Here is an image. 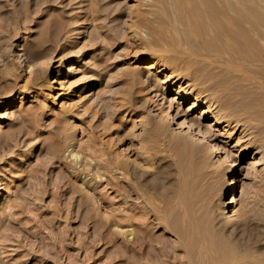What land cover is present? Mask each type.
<instances>
[{"label":"rangeland","instance_id":"374dc122","mask_svg":"<svg viewBox=\"0 0 264 264\" xmlns=\"http://www.w3.org/2000/svg\"><path fill=\"white\" fill-rule=\"evenodd\" d=\"M153 3L0 0V264H149L154 257L150 264H264V162L252 144L238 140L241 128L204 124L220 111L249 123L264 142V43L257 62L175 49L165 33L160 46L151 44L149 31L161 29ZM138 55L157 57L160 64L132 62ZM75 61L79 69L67 74ZM57 73L63 84H49ZM175 76L180 81L169 86ZM202 85L209 90L200 91ZM179 88L192 92L189 100H172ZM56 93L62 95L56 99ZM210 96L216 104H229L200 119L221 146L223 161L221 153L206 154L186 142L178 127L180 119L200 115L210 102L187 111L190 100ZM118 160L124 164L114 165ZM84 175L95 184H83ZM134 202L141 209L150 203L151 219L169 209L164 213L183 232L184 243L176 241L174 228L156 225V241L139 250L142 261L133 258L135 251L126 253L121 240L142 228ZM234 205L249 212L251 229L237 239L226 233L234 224L227 217ZM121 215L133 224L113 221L109 229L120 240L109 245L103 223ZM226 240L244 251L243 262L230 261ZM155 243L165 245L164 259Z\"/></svg>","mask_w":264,"mask_h":264},{"label":"bare ground","instance_id":"6f19581e","mask_svg":"<svg viewBox=\"0 0 264 264\" xmlns=\"http://www.w3.org/2000/svg\"><path fill=\"white\" fill-rule=\"evenodd\" d=\"M153 5H155L156 12H154V19L156 21V23L159 24V26L161 27V29L159 30H150V35L151 37V44H155V45H161L162 41L165 42V36H168V41H166L168 43V45H171L173 48L175 49H182V47L186 48V51L188 50L189 52H191L192 54H202V55H206L208 57V55L210 56H217L220 58H226V59H236V61L238 59H240L239 61H244L247 60V62H254L256 60H260V56H261V40L262 43H264V0H156V3ZM145 14V13H144ZM143 14V15H144ZM149 17V16H148ZM142 18V17H140ZM145 18V16H144ZM142 18V19H144ZM146 19V18H145ZM140 21V20H139ZM146 21V20H145ZM142 21V22H145ZM148 22H151L152 20H148ZM154 23V22H153ZM144 25V24H143ZM151 25V23H150ZM154 26V24H153ZM152 29V28H151ZM163 33H165L166 35L163 36ZM161 40V42H159ZM149 44V45H151ZM163 46V45H162ZM167 46V45H166ZM264 46V44H263ZM262 46V47H263ZM253 47H256L255 50ZM170 48V47H169ZM184 50V49H183ZM264 50V48H263ZM188 53V52H187ZM263 54V52H262ZM18 56H23V54L21 52L18 53ZM186 57V55H184ZM199 56V55H198ZM203 57V56H202ZM263 57V56H262ZM196 59V58H195ZM264 59V58H263ZM22 60V59H21ZM217 60V59H216ZM219 60V58H218ZM225 60V59H223ZM228 60V61H229ZM227 61V63H229ZM232 61V60H231ZM230 61V62H231ZM19 62V61H18ZM132 62H140V63H147V62H152V64L150 65V67H153L154 65H158L160 64L159 59H157V57L154 56H150V55H138L136 56L135 60ZM226 62V60H225ZM257 62V61H256ZM256 62L254 64V66L256 65ZM261 62V61H260ZM259 62V63H260ZM77 61H75L74 63L70 64V66H74L71 69H69V71L67 72V74H70L72 72H74L75 70H77L78 65L76 64ZM210 63V62H209ZM221 63V62H220ZM233 63V62H232ZM264 63V61H263ZM212 64V63H211ZM223 64V63H222ZM235 64V63H234ZM262 63H260L261 65ZM163 65V64H161ZM237 65V63H236ZM249 65V64H248ZM251 65V64H250ZM243 66V65H242ZM263 67V65H261ZM253 67V66H252ZM244 68V67H243ZM246 68V66H245ZM249 68V67H247ZM257 68H261V67H257ZM256 68V69H257ZM79 69V68H78ZM165 67L162 66L161 70H164ZM234 69V68H233ZM96 70V69H95ZM141 70V69H140ZM261 70V69H260ZM129 71L135 72V68H130ZM137 71V70H136ZM253 71V70H252ZM231 72V71H230ZM229 72V73H230ZM233 72V71H232ZM141 73V72H140ZM143 74V73H142ZM234 74V73H233ZM238 74V73H237ZM241 75V74H240ZM254 75V74H253ZM238 76V75H237ZM245 76V75H244ZM251 76V75H250ZM210 77V76H209ZM240 77V76H239ZM256 77V76H255ZM260 77V76H259ZM249 78V77H248ZM263 80V79H262ZM180 78L178 76L172 77V79L168 80L167 82L169 83V86L171 85H175L176 82H179ZM254 81V80H253ZM247 82V81H246ZM264 82V81H263ZM48 83L49 84H54V83H59V84H63V81L60 80V75L59 73L55 74L53 77L48 78ZM191 83V82H190ZM251 83V82H250ZM200 84V83H198ZM248 84V83H246ZM254 84V83H253ZM256 84V83H255ZM263 84V83H262ZM195 86V84H193ZM197 85V84H196ZM249 85V84H248ZM251 85V84H250ZM54 86V85H52ZM203 86V85H202ZM204 87V86H203ZM202 87V88H203ZM245 87V85L243 86V88ZM253 87V86H252ZM258 88H260L257 85ZM201 88V89H202ZM209 87L206 88V85L204 87V89L200 90L202 92H205ZM250 88V87H249ZM257 88V89H258ZM253 88H251L252 90ZM264 89V88H263ZM262 89V90H263ZM209 90V89H208ZM207 90V91H208ZM244 90V89H243ZM248 90V89H247ZM206 91V92H207ZM252 92V91H251ZM250 92V94H251ZM262 92V91H261ZM62 93V92H61ZM61 93H56L55 94V98L58 99L62 94ZM258 93V92H257ZM260 93V92H259ZM192 92L191 91H187L184 88H179L178 93L172 97V100L175 99H179L181 100V102H185L187 100H189V96H191ZM249 94V95H250ZM261 94V93H260ZM208 95V93H207ZM207 95H204V98H207ZM246 95V94H245ZM244 95V96H245ZM252 96V94H251ZM210 99H200L199 97H196L192 100H190L189 103V107L187 108V111H191V110H195L198 108H201V104L202 102H209L208 105L204 106L203 108H201L202 113L200 115H194V118H188V117H183L182 119H180L178 121V127H181L184 129L183 135L182 137L185 138L186 142H188L189 144L192 143V145H198L199 147L202 148V150L206 153V154H213V153H221L219 156L220 158L223 160H227L226 157H223V153H222V149L221 146L214 140H212V136L210 137L209 135H207V133L204 131V129H202L200 127L201 125V118H206L207 116H209V114L211 115V113H216V111L218 109H221L224 106H227L229 104H227L226 102H222L221 104H216V101H212L211 96L209 97ZM254 98V97H253ZM214 99V98H213ZM257 99V98H256ZM250 100V99H249ZM246 101V100H245ZM253 101V99L251 100ZM260 101V100H259ZM263 101V100H262ZM172 102V101H171ZM244 102V101H243ZM253 103V102H252ZM174 104V103H173ZM247 104V103H245ZM244 104V105H245ZM256 104V103H255ZM254 104V105H255ZM262 104V103H261ZM260 104V106H261ZM264 104V103H263ZM249 106V105H248ZM219 107V108H218ZM256 107V106H255ZM259 107V106H258ZM262 107V106H261ZM218 108V109H217ZM252 108V107H251ZM217 109V110H216ZM249 109V108H248ZM260 109V108H259ZM257 110V109H256ZM250 111V110H249ZM220 112V111H219ZM217 112V114L215 115L214 118L208 120L205 124L206 127H208L209 129H212L211 127H215L217 125H219L221 122H225V125H228L229 123L233 124L234 130H239L241 128V132H243V135H241V137L238 140H242V142H247L252 144L255 147V152L254 154H260L259 156V160L261 162H264V142L259 139L255 138V135L252 129H251V125H249V123H246L245 121H242L241 119H229L226 118V116L223 113H219ZM248 112V111H247ZM262 112V111H261ZM200 113V112H199ZM257 114V113H256ZM260 114V113H259ZM262 114H264V110L262 112ZM258 115V114H257ZM260 116V115H259ZM166 117L168 118H173V116L171 115H167ZM255 118V117H254ZM264 118V117H263ZM253 119V118H252ZM260 119V118H259ZM255 119H253L252 121H254ZM249 122V121H248ZM262 122H264V120H262ZM260 126V125H259ZM254 127V126H253ZM252 127V128H253ZM262 129V128H261ZM264 132V130H263ZM262 135V134H261ZM228 136V135H227ZM264 136V135H263ZM175 137V136H174ZM247 139H244L246 138ZM179 139V137H178ZM170 140V139H169ZM180 140V139H179ZM247 140V141H246ZM264 140V139H263ZM184 142V141H183ZM238 142V141H237ZM243 143L239 144V149H242ZM183 145V144H182ZM202 152V151H201ZM74 152H72L73 155ZM75 154V153H74ZM194 155V154H193ZM145 156V155H144ZM49 161V160H48ZM46 162V161H45ZM92 162V161H90ZM86 163L89 166L92 167H96L97 162L94 163ZM123 162V161H122ZM121 162V163H122ZM47 163V162H46ZM110 163V161H109ZM117 165L120 163L119 160L116 162H114V165ZM120 163V164H121ZM42 164V163H41ZM44 164V161H43ZM111 164V163H110ZM119 164V166H120ZM124 164V163H122ZM50 165V164H49ZM264 165V164H263ZM43 167V166H42ZM51 167V166H50ZM98 167V165H97ZM113 167V166H112ZM117 167V166H116ZM264 168V167H263ZM38 169V167H37ZM96 169V168H95ZM92 170V169H91ZM93 171V170H92ZM96 171V170H94ZM264 171V170H263ZM40 172V171H39ZM42 172V171H41ZM97 172H99L97 170ZM98 175V173H97ZM96 175V176H97ZM70 176V175H69ZM116 176V175H115ZM86 175L81 176L83 184L85 183H92L95 184V181L93 182L92 180H88L85 179ZM50 178V177H49ZM96 178V177H94ZM93 179V178H92ZM101 179V178H100ZM40 180V179H39ZM113 180V179H112ZM54 181V180H53ZM97 181V179H96ZM100 181V180H99ZM81 182V183H82ZM41 183V182H40ZM89 183V184H90ZM233 183V180H229V185H231ZM42 184V183H41ZM48 185V184H47ZM54 185V184H52ZM79 185V184H78ZM77 185V187H78ZM228 185V186H229ZM82 186V185H81ZM91 186V185H90ZM47 187V186H46ZM51 187V186H50ZM76 187V186H75ZM81 188V187H80ZM58 190V189H56ZM84 190V189H83ZM94 190V189H93ZM50 191V190H49ZM90 192V190L88 191V193ZM52 193V192H51ZM91 193V192H90ZM144 193V192H143ZM227 193V192H226ZM50 194V193H49ZM87 194V193H86ZM93 194V193H92ZM51 195V194H50ZM54 195V194H53ZM89 195V194H88ZM91 195V194H90ZM144 195V194H143ZM94 196V194H93ZM93 196H91L93 198ZM231 196V194H230ZM227 197L226 200H224V205L225 204H229L231 201H229L228 199L230 198ZM42 197V196H41ZM51 197V196H50ZM89 197V196H88ZM85 196V198H88ZM89 199V198H88ZM91 199V198H90ZM141 199V198H140ZM52 200V199H51ZM92 200V199H91ZM231 200V199H230ZM90 201V200H89ZM143 201V200H142ZM223 201V199H222ZM122 202V201H120ZM140 202V201H139ZM150 202V201H149ZM221 202V201H220ZM123 203L125 204L126 202L123 201ZM122 203V204H123ZM128 203V202H127ZM141 203V202H140ZM222 203V202H221ZM123 204V205H124ZM129 204V203H128ZM125 204V205H128ZM133 204L135 207L138 206L139 203L134 202V203H130ZM142 204V203H141ZM144 206L141 209V205L138 206L140 207L139 213L138 211H136L138 214V218L134 217V219L136 218L137 220H141L139 222H141L142 228L140 230V232L137 230V232L140 233V235H138L136 237V233L131 237H127V238H123L121 240V246L123 247V249L125 250V252H129V251H135L134 253L137 254L136 256H133V258L135 257L136 259L138 258L139 260H141L142 258H145L143 256L144 253L139 252V250H143L146 246H152V242L155 240L153 236V231L152 229H154V227L156 225H159L160 227H164V228H174L175 232H176V236L177 239L176 241H181L183 242L184 238V234L182 231H179L178 228L176 229V226L174 225V221H171L168 219L167 216H169V213H166L165 215V210L164 212H160L158 214L154 215V220H156L155 222L153 221V219H151V215L149 216L150 212V203L148 202H144ZM143 205V204H142ZM164 205V204H163ZM162 205V206H163ZM222 205V204H221ZM49 206V205H48ZM132 206V205H130ZM134 206L131 207L129 210L134 209ZM154 206V205H153ZM152 206V207H153ZM53 207V206H52ZM68 207V206H67ZM123 207V206H122ZM161 207V206H160ZM165 207V206H164ZM120 208V206H119ZM128 208V207H126ZM48 209V208H47ZM50 209V208H49ZM152 209V208H151ZM155 209V208H154ZM53 210V209H52ZM121 210V209H120ZM124 210V208H123ZM153 210V209H152ZM155 210H159V208L155 209ZM154 210V211H155ZM161 210V209H160ZM134 211V210H133ZM163 211V210H162ZM49 212V211H48ZM52 212V211H50ZM122 212V211H121ZM127 212V211H125ZM156 212V211H155ZM56 213V212H55ZM129 213V211H128ZM122 214V213H121ZM131 214V213H130ZM249 212L245 211L244 213L241 212L240 208H236V206L234 205L232 207V213L230 214V216L228 217V223L229 222H233L234 224L231 226V228L229 229V232L227 235L231 238H234V236L236 235V239L238 238L237 235L239 234H250L251 232L249 231L250 227H249ZM120 215V214H119ZM185 215V214H184ZM132 216V215H131ZM235 216V217H233ZM193 217V216H192ZM103 218V217H102ZM104 219V218H103ZM116 219V218H115ZM115 219H109L106 218L105 222L103 223V230L105 227V242L107 244L111 243H115V241L120 240L117 233L113 234V231H111L109 228L111 227V225L114 223L113 221H115V223L117 224V226H121L124 225L123 222H121V219L123 221H125L126 223H128V221L130 220L127 216L125 215H121V218ZM132 219V218H131ZM186 219V218H185ZM174 220V219H173ZM131 221V220H130ZM133 221V220H132ZM131 221V222H132ZM138 222V221H137ZM136 222V223H137ZM184 223V222H183ZM198 223V222H197ZM227 223V224H228ZM133 224V222H132ZM129 225V224H128ZM138 225V224H137ZM215 226V225H214ZM218 226V225H217ZM221 226V225H219ZM159 227V228H160ZM203 227V226H202ZM222 227V226H221ZM221 227H215V231L216 229L220 230L219 228ZM156 228V227H155ZM163 228V229H164ZM199 228V227H198ZM113 229V228H112ZM254 229V228H253ZM252 229V232L254 233ZM169 230V228H168ZM251 230V229H250ZM101 231V230H100ZM117 231V230H116ZM173 231V229H172ZM184 231V230H183ZM199 231V230H198ZM249 231V232H248ZM118 232V231H117ZM170 232V231H169ZM174 232V231H173ZM174 232V233H175ZM221 232V231H220ZM119 233L123 232L119 230ZM132 233V232H131ZM171 233V232H170ZM187 234V231H186ZM102 235V234H101ZM103 235V236H104ZM175 235V234H174ZM240 235V236H241ZM123 236V235H121ZM125 236V234H124ZM155 236V235H154ZM175 236V237H176ZM190 236V235H189ZM217 236V235H216ZM223 236V235H222ZM221 236V237H222ZM239 236V237H240ZM136 237V238H135ZM163 237V236H161ZM191 237V236H190ZM189 237V238H190ZM212 237V236H211ZM219 237V236H218ZM157 238V237H156ZM165 238V237H164ZM183 238V239H182ZM206 238V237H205ZM213 238V237H212ZM104 239V237L102 238ZM167 239V238H166ZM187 239V238H186ZM199 239V238H198ZM204 239V238H203ZM235 239V240H236ZM242 239V238H241ZM192 240V239H191ZM212 239H210L211 241ZM156 241V240H155ZM173 241V240H172ZM175 241V240H174ZM221 241V240H220ZM227 241V240H226ZM247 241V240H246ZM119 242V241H118ZM200 242V241H199ZM229 242V243H227ZM225 245L226 246V251L227 253L232 257L230 258L233 261H241L246 255L244 254V251L242 252L240 248L237 247V245H234L235 241H227ZM110 243V244H111ZM154 243V242H153ZM167 243V242H166ZM179 243V242H178ZM184 243V242H183ZM192 243V242H191ZM109 244V245H110ZM117 246V242L115 243ZM163 244H165L163 242ZM170 244V243H169ZM175 244V243H174ZM182 244V243H181ZM210 244V243H209ZM216 244V242H215ZM218 244V243H217ZM245 244V243H244ZM156 245V243L154 244V246ZM160 245V244H159ZM158 245V246H159ZM191 245V244H190ZM195 245V244H194ZM155 246V247H158ZM167 246V245H166ZM170 246V245H169ZM187 246V245H186ZM200 246V245H199ZM224 246V245H223ZM120 247V244H119ZM147 247V249H148ZM155 247L153 248L155 256L156 254H158V251L161 253L160 255H164L162 253H164L165 250V245H164V249L161 247L160 248H156L158 251H155ZM175 247V246H174ZM189 248V244L187 246ZM201 247V246H200ZM242 247V246H241ZM192 248V247H191ZM146 249V252H147ZM150 249V248H149ZM173 249V248H172ZM176 249V248H175ZM119 250V248H118ZM168 250V248H167ZM171 250V249H170ZM221 250V249H220ZM122 251V250H121ZM132 251V252H133ZM169 251V250H168ZM186 251V250H184ZM190 251V250H189ZM145 252V251H144ZM151 252V251H150ZM125 253V255H126ZM153 253V252H152ZM171 253V252H169ZM176 253V252H175ZM117 254V253H116ZM131 254V253H130ZM172 254V253H171ZM192 254V253H191ZM224 254V253H223ZM118 255V254H117ZM120 255V254H119ZM123 254H121L120 256H122ZM124 255V256H125ZM206 255V254H205ZM218 255V254H217ZM128 256V255H127ZM130 256V255H129ZM128 256V257H129ZM151 255L147 256V259H151L148 258ZM160 256V257H161ZM110 257V256H109ZM131 257V256H130ZM153 257V256H152ZM158 257V256H157ZM159 257V258H160ZM163 257V256H162ZM220 257V256H219ZM228 257V256H227ZM117 258V257H116ZM123 258V257H122ZM155 258V257H154ZM153 258V259H154ZM200 258V257H199ZM114 259V258H113ZM152 259V260H153ZM157 259V258H156ZM164 259V257H163ZM193 259V258H192ZM108 260V259H107ZM106 260V261H107ZM111 260V258H110ZM152 260H150L152 262ZM132 261V260H129ZM142 261V260H141ZM149 261V260H148ZM158 261V259L156 260ZM164 261V260H163ZM167 261V260H166ZM228 261V259H227ZM244 261V260H243ZM241 261V262H243ZM256 261V259H255ZM137 262V261H136ZM150 262V263H151ZM155 262V260H154ZM189 262V261H188ZM202 262V260H201ZM245 262H249L248 260ZM257 262V261H256ZM106 263V262H105ZM107 263H112L111 262H107ZM129 263V262H128ZM148 263V262H147ZM149 263V264H150ZM153 263V262H152ZM163 263V262H162ZM190 263V262H189ZM231 263V262H230ZM254 263V262H253ZM134 264V263H132ZM139 264V263H138ZM213 264V263H212ZM246 264V263H245ZM249 264V263H247ZM252 264V263H251ZM256 264V263H255ZM261 264V263H260Z\"/></svg>","mask_w":264,"mask_h":264}]
</instances>
